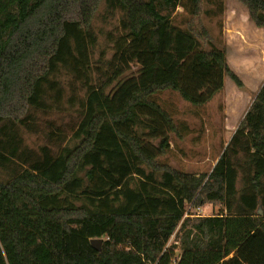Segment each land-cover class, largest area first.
<instances>
[{"label": "trees", "instance_id": "16d2710c", "mask_svg": "<svg viewBox=\"0 0 264 264\" xmlns=\"http://www.w3.org/2000/svg\"><path fill=\"white\" fill-rule=\"evenodd\" d=\"M238 1L264 30V0ZM103 2L123 13L105 67L92 55ZM225 9L224 0H0V167L13 173L0 179V264H264V83L211 172L159 159L185 129L159 94L203 106L226 77L243 86L205 22ZM62 68L86 89L75 144L30 161L19 131L53 108L48 86L60 103ZM207 204L218 212L197 213Z\"/></svg>", "mask_w": 264, "mask_h": 264}, {"label": "rangeland", "instance_id": "374dc122", "mask_svg": "<svg viewBox=\"0 0 264 264\" xmlns=\"http://www.w3.org/2000/svg\"><path fill=\"white\" fill-rule=\"evenodd\" d=\"M224 3L223 14L214 19L206 18L205 22L217 43L226 50L229 65L239 75L243 86H238L228 76L223 89L203 106H194L173 90L159 94V100L169 107L177 122L185 125L182 136L170 134L172 148L159 157L177 169L211 172L264 83V30L253 23L241 2L224 0ZM122 17L121 11L107 9L105 2L95 15L92 30L96 43L92 55L99 66H107L113 56L115 42L122 33ZM137 68L133 65V72ZM53 79L57 82L55 87L62 88L60 103H52L57 91L48 86L52 96L48 104L53 108L34 111L29 123L32 127L22 126L19 131L22 148L31 151L30 161L42 158L43 147L60 153L66 145H74L76 141L73 134L83 116L81 99L86 97V89L68 68H62ZM12 176L10 169L0 167V179ZM238 185H242L241 180ZM218 210L215 204H207L197 213L211 215ZM169 244L181 251L178 235L175 234Z\"/></svg>", "mask_w": 264, "mask_h": 264}, {"label": "water", "instance_id": "95a60500", "mask_svg": "<svg viewBox=\"0 0 264 264\" xmlns=\"http://www.w3.org/2000/svg\"><path fill=\"white\" fill-rule=\"evenodd\" d=\"M96 240L99 241L100 244H96V242H95ZM102 241H103L102 239H94V241L92 240L93 244H94L95 246H97L98 248L101 247Z\"/></svg>", "mask_w": 264, "mask_h": 264}, {"label": "built area", "instance_id": "2783aa9c", "mask_svg": "<svg viewBox=\"0 0 264 264\" xmlns=\"http://www.w3.org/2000/svg\"><path fill=\"white\" fill-rule=\"evenodd\" d=\"M174 264H177V259L174 260Z\"/></svg>", "mask_w": 264, "mask_h": 264}]
</instances>
